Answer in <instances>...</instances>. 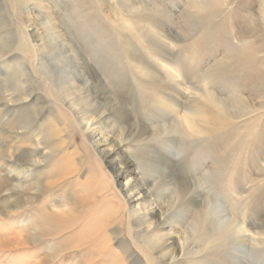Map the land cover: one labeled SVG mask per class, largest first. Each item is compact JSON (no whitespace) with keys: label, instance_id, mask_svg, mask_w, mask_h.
<instances>
[{"label":"rangeland","instance_id":"1","mask_svg":"<svg viewBox=\"0 0 264 264\" xmlns=\"http://www.w3.org/2000/svg\"><path fill=\"white\" fill-rule=\"evenodd\" d=\"M0 137V264H264V0H0Z\"/></svg>","mask_w":264,"mask_h":264},{"label":"bare ground","instance_id":"2","mask_svg":"<svg viewBox=\"0 0 264 264\" xmlns=\"http://www.w3.org/2000/svg\"><path fill=\"white\" fill-rule=\"evenodd\" d=\"M165 58H166V60H167V63L165 64L166 65V67H167V70H168V72H171L172 74H173V76H174V78H178V74H177V72L174 70V68H175V66L174 65H172L171 64V60H169V58H167L166 56H165ZM165 60V59H164ZM166 60H165V62H166ZM163 65V64H162ZM174 78H172L173 80H174ZM191 89H195L196 91H200L202 94V96L204 97V99H206V101H208V102H212V98H211V96L209 95V93L208 92H206V91H204V90H201L200 88H198V87H192ZM8 96V95H7ZM212 104V103H211ZM204 105H206L205 104V102H204ZM217 112V111H216ZM215 111H214V113H216ZM216 115H217V113H216ZM176 123V122H175ZM171 124H173V123H171ZM177 124H175V126H176ZM173 127H174V125H172ZM9 127V126H8ZM173 127H172V129H173ZM169 128H171L170 127V125H169ZM9 130V129H8ZM14 131V130H13ZM6 135V134H5ZM4 135V137L6 138L7 136H5ZM3 136V135H2ZM23 137V132H19V131H15V133H14V135L12 136V139H11V145L13 144V146H14V144L15 143H17L21 138ZM1 138V137H0ZM3 139L1 138L0 139V146L1 145H3V141H2ZM95 145H98V143L96 142L95 143ZM39 190V189H38ZM125 190V189H124ZM34 192V194H37L38 192H37V189L36 190H34L33 191ZM82 201V203L83 204H86V205H88L89 204V202L90 201H86V199H82L81 200ZM45 215V214H44ZM49 216V215H48ZM48 216H46V218L47 219H49L50 217H48ZM62 217H63V215L61 214L60 216H56L55 218H53V216H52V218L55 220V222H56V225H57V230H56V232L57 233H59V231L61 232V231H63L64 229H66V227L67 226H69L71 223H73V217H68V218H65V217H63L64 218V220L62 219ZM70 219V220H69ZM52 220V219H51ZM50 221V220H49ZM66 223V224H65ZM31 228V227H30ZM24 230V229H23ZM26 230V229H25ZM24 230V231H25ZM28 230V229H27ZM52 234V233H51ZM66 239V238H65Z\"/></svg>","mask_w":264,"mask_h":264}]
</instances>
